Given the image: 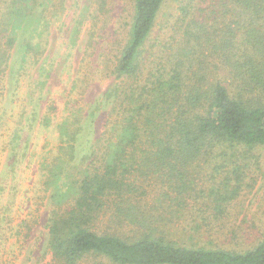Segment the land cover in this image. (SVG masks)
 I'll use <instances>...</instances> for the list:
<instances>
[{
	"label": "rangeland",
	"instance_id": "rangeland-1",
	"mask_svg": "<svg viewBox=\"0 0 264 264\" xmlns=\"http://www.w3.org/2000/svg\"><path fill=\"white\" fill-rule=\"evenodd\" d=\"M7 3L0 0V15ZM183 5L195 8L183 10ZM218 8L217 15L228 18L227 7L212 0H165L145 44L140 79L147 66L183 57V45L197 44L185 34L191 18L207 20L211 33L215 26L223 28L221 16L214 22ZM37 9L43 13L40 24L28 32L34 47L22 46L23 36L12 47L6 33L0 36V54L8 52L7 59L0 57V264H53L50 220L74 203L66 198L58 203L53 195L101 167L117 132L119 104L114 109L115 95L109 99L107 92L117 88L120 93L119 87L129 84L114 68L130 38L134 0H41ZM203 43V51L198 48V56H191L193 71L204 66L211 79L226 80L233 95L241 93V83L223 68L222 57ZM255 94L264 101L259 89ZM178 169L184 177L163 170L131 178L138 190L136 203L159 215L160 232L181 243L238 250L259 241L264 146L239 147L233 157L199 159ZM238 186L226 213L216 217L207 200L210 190ZM119 218L104 216L97 229L131 236L134 225Z\"/></svg>",
	"mask_w": 264,
	"mask_h": 264
},
{
	"label": "trees",
	"instance_id": "trees-1",
	"mask_svg": "<svg viewBox=\"0 0 264 264\" xmlns=\"http://www.w3.org/2000/svg\"><path fill=\"white\" fill-rule=\"evenodd\" d=\"M40 1L6 4L0 15V36L6 33L8 45L12 47L23 36L21 45L34 47L28 32L40 24ZM212 1L227 7L228 18L217 15L219 8L214 11V22L221 16L224 27L215 26L211 33L207 20L191 18L185 34L188 42L192 35L197 44L183 45V57L174 55L173 60L147 66L149 71L141 80L145 44L165 0H134L130 38L114 68V74L129 84L119 87L120 93L117 88L115 93L107 92L109 99L115 95L114 109L119 104L117 132L101 167L53 195L58 203L74 199L50 220L48 246L53 264H264V230L256 244L242 250L178 242L165 230L160 232L158 214L136 203L138 190L131 183L138 172L167 170L180 178L184 171L179 166L186 170L199 159L229 158L239 147L264 146V101L255 94L256 89L264 93V0ZM202 43L222 57L223 68L241 83V93L233 95L226 80L211 79L204 66L193 71L192 57L203 51ZM7 56L6 50L0 54ZM63 130L75 139L74 132ZM239 190L240 186L210 190L207 200L216 217L226 213V205ZM183 191L187 194L185 184ZM107 215L133 224L131 236L98 230Z\"/></svg>",
	"mask_w": 264,
	"mask_h": 264
}]
</instances>
